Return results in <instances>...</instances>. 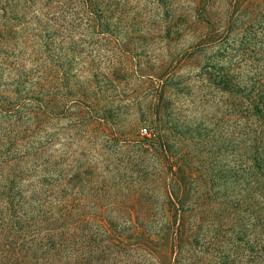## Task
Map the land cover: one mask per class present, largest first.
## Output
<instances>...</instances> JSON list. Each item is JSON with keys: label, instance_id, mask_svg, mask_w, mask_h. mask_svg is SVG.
<instances>
[{"label": "rangeland", "instance_id": "rangeland-1", "mask_svg": "<svg viewBox=\"0 0 264 264\" xmlns=\"http://www.w3.org/2000/svg\"><path fill=\"white\" fill-rule=\"evenodd\" d=\"M263 67L264 0H0L4 264H47L38 244L66 211L95 232L162 223L161 207L195 230L179 253L172 229L153 235L160 264H251L264 174L223 124L221 88ZM139 232L123 244L145 247Z\"/></svg>", "mask_w": 264, "mask_h": 264}, {"label": "trees", "instance_id": "trees-1", "mask_svg": "<svg viewBox=\"0 0 264 264\" xmlns=\"http://www.w3.org/2000/svg\"><path fill=\"white\" fill-rule=\"evenodd\" d=\"M262 71L264 75V67ZM250 83L248 88L233 93V83L227 78L223 80L221 91L227 94V97L222 101L225 107L222 122L224 125H234L236 131L233 137L239 139L242 144L249 146V151L247 147H244V151L250 153L253 158L252 167L249 169H255L263 175L264 77ZM122 143L125 147H129L131 142L126 139ZM139 148L142 153L148 151L144 145L139 146ZM137 207L136 216L138 219H151L156 216L150 208H146L140 197L137 201ZM125 212L131 220L132 213L129 210ZM160 214L163 221L159 224L137 225L130 221L128 225L120 227L99 225L95 227V232H91L81 227V225L68 224L66 222L68 212L66 211L63 214L64 222L55 241H46L45 239L43 243L38 244V247L39 250L45 253L43 258L47 264H160L151 249L154 246L153 235L163 228L172 229L179 253L185 245L191 242L190 239H194L193 230H195V228L186 227L183 223L184 214L182 211L174 210L173 221H169L163 207H161ZM140 230H143V233L147 236L145 247H130V245L125 244V246L123 244V240L132 239L134 235L140 233ZM113 235L118 242L113 239ZM212 244L211 242L208 243L210 246ZM254 246L257 250V258L254 261L252 259L251 264H264V244L256 241ZM5 261H8V256H1L0 264H4Z\"/></svg>", "mask_w": 264, "mask_h": 264}, {"label": "built area", "instance_id": "built-area-1", "mask_svg": "<svg viewBox=\"0 0 264 264\" xmlns=\"http://www.w3.org/2000/svg\"><path fill=\"white\" fill-rule=\"evenodd\" d=\"M140 134H141V136H147L148 130L146 128H142Z\"/></svg>", "mask_w": 264, "mask_h": 264}]
</instances>
